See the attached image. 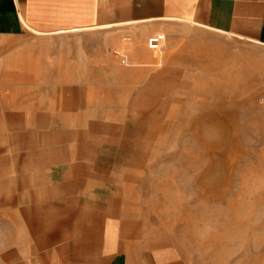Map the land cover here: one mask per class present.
<instances>
[{
  "label": "rangeland",
  "instance_id": "rangeland-1",
  "mask_svg": "<svg viewBox=\"0 0 264 264\" xmlns=\"http://www.w3.org/2000/svg\"><path fill=\"white\" fill-rule=\"evenodd\" d=\"M156 32L165 40L150 50ZM146 38L107 49L97 33L27 31L0 72L55 83L77 134L92 129L94 170L78 191L94 196L79 215L95 244L115 220L135 263L264 264V44L185 23ZM87 66L95 77H80Z\"/></svg>",
  "mask_w": 264,
  "mask_h": 264
},
{
  "label": "crops",
  "instance_id": "crops-1",
  "mask_svg": "<svg viewBox=\"0 0 264 264\" xmlns=\"http://www.w3.org/2000/svg\"><path fill=\"white\" fill-rule=\"evenodd\" d=\"M176 23L264 44V0H0V41L7 42L0 55L5 64L18 61L12 42L27 31L97 33L111 49L128 46V35L143 46L149 33ZM86 68L80 77H95ZM55 71L48 77H61ZM13 73L0 72V264H144L131 258L114 219L103 221L95 244L92 223L79 215L94 205L87 189L78 191L94 170L93 161H83L95 158L92 129L77 134V114L60 109L55 83L15 85L7 82Z\"/></svg>",
  "mask_w": 264,
  "mask_h": 264
},
{
  "label": "built area",
  "instance_id": "built-area-1",
  "mask_svg": "<svg viewBox=\"0 0 264 264\" xmlns=\"http://www.w3.org/2000/svg\"><path fill=\"white\" fill-rule=\"evenodd\" d=\"M164 40L165 35L163 33L156 32L146 38V46L150 50H157L161 47ZM121 62H124V59H122Z\"/></svg>",
  "mask_w": 264,
  "mask_h": 264
},
{
  "label": "bare ground",
  "instance_id": "bare-ground-1",
  "mask_svg": "<svg viewBox=\"0 0 264 264\" xmlns=\"http://www.w3.org/2000/svg\"><path fill=\"white\" fill-rule=\"evenodd\" d=\"M21 19L23 20V18L21 17ZM24 21V20H23ZM24 23V22H23ZM34 30V29H33ZM34 31H36V30H34ZM37 32V31H36ZM257 43H259V42H257ZM260 44H262V43H260Z\"/></svg>",
  "mask_w": 264,
  "mask_h": 264
}]
</instances>
